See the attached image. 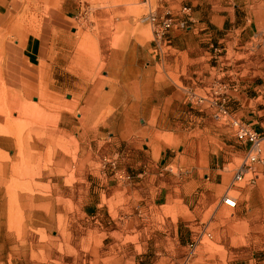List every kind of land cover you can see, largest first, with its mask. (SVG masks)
Instances as JSON below:
<instances>
[{
    "label": "rangeland",
    "instance_id": "obj_1",
    "mask_svg": "<svg viewBox=\"0 0 264 264\" xmlns=\"http://www.w3.org/2000/svg\"><path fill=\"white\" fill-rule=\"evenodd\" d=\"M2 1L0 264H119L102 257L109 256L103 245L107 231H93L84 212L100 172L114 175L124 168V147L117 145L115 134L130 120L118 112L126 105L109 102L119 91L115 50L128 49L130 55L137 47L140 56L141 44L152 39V28L140 22L148 5L144 0ZM150 3L204 14L213 2ZM28 36L37 37L41 45L32 65L22 49ZM134 64L130 70L143 66L142 61L138 67ZM127 106L134 111L139 105ZM131 122L140 126L139 120ZM176 122L188 130L212 125L219 133L212 139H219L209 142L223 146V151L225 144H241L224 118ZM241 162L240 157L230 170ZM262 180L253 186L244 181L235 185L230 195L238 199L236 208L212 209L202 217L182 212L188 222L181 227L189 242L205 226L211 234L201 241L207 257L193 264H230L245 258L264 264ZM121 250L112 248L110 256Z\"/></svg>",
    "mask_w": 264,
    "mask_h": 264
},
{
    "label": "crops",
    "instance_id": "obj_2",
    "mask_svg": "<svg viewBox=\"0 0 264 264\" xmlns=\"http://www.w3.org/2000/svg\"><path fill=\"white\" fill-rule=\"evenodd\" d=\"M210 2L204 14L193 10L197 22L192 30L173 32L172 46L162 57L153 54V35L141 44L142 57L137 47L130 55L128 49L115 50L119 91L109 102L126 105L118 112L130 120L115 134L117 145L124 147V168L115 173L131 178L100 172L84 212L93 231H107L103 245L109 256L102 257H113L115 263L184 264L192 240L181 227L188 222L182 212L202 217L227 208L223 196L235 187L237 171L229 166L240 157L243 162L248 145L225 144L223 151V146L210 143L219 139H212L219 134L212 125L188 130L176 121L211 120L221 104L264 140V0ZM22 49L32 65L41 45L37 37L28 36ZM131 64L138 68L130 70ZM134 104L139 105L134 111L127 106ZM134 120L140 121L139 127ZM116 247L121 252L110 256ZM206 248L198 243L189 264L207 257ZM230 264L256 262L245 258Z\"/></svg>",
    "mask_w": 264,
    "mask_h": 264
},
{
    "label": "built area",
    "instance_id": "obj_3",
    "mask_svg": "<svg viewBox=\"0 0 264 264\" xmlns=\"http://www.w3.org/2000/svg\"><path fill=\"white\" fill-rule=\"evenodd\" d=\"M147 1V0H144ZM163 8L151 9L149 13H143L142 21L149 23L153 27L154 37L152 42L154 43L153 54L155 57L159 58L165 53L163 51L164 47H170L172 45V32L174 30H190L195 27L197 22L195 16L193 15L192 9L190 7H185L182 9V13H173L171 10H162ZM220 88L226 89L225 84H221ZM203 100V98H199ZM215 117L219 119H226L235 128V136L237 140L245 145H248L247 154L243 160L242 165L237 169L233 185L244 181L247 185H256L261 177H264V150H263V138L262 135L253 128L247 122H243L240 119L232 116L226 106L218 105V111ZM119 175L120 178L127 177L126 172L120 173L117 171L115 173ZM224 203L230 208H236L238 201L237 198L226 194L223 196ZM211 236L208 232V227H204L203 233L197 236V239L192 241L190 244V253L188 254V259L184 264H189L193 255L196 252L197 245L203 239V237Z\"/></svg>",
    "mask_w": 264,
    "mask_h": 264
},
{
    "label": "bare ground",
    "instance_id": "obj_4",
    "mask_svg": "<svg viewBox=\"0 0 264 264\" xmlns=\"http://www.w3.org/2000/svg\"><path fill=\"white\" fill-rule=\"evenodd\" d=\"M145 5H148V11H147V13H149L150 12V10L151 9H155L156 10V8L157 7H153L152 5H151V3H150V0H147V1H145ZM162 10H171V11H173V13H182V10L181 11H176V10H174V9H172V8H169V7H167V8H164L163 7V9ZM140 22L141 23H145V24H147V25H149L151 28H152V35H153V37H154V34H153V27L149 24V23H147V22H143L142 21V18H141V20H140ZM193 29V28H192ZM192 29H190V30H192ZM175 31H177V30H174L173 32H175ZM179 31H181V32H185V31H189V29L188 30H179ZM172 32V33H173ZM2 45V44H1ZM4 45V44H3ZM172 46V45H171ZM170 46V47H171ZM170 47H164L163 48V51H164V49L165 50H167V49H169ZM230 123V122H229ZM231 124V123H230ZM232 125V124H231ZM234 130H235V128H234ZM263 138V137H262ZM263 142H264V140H263ZM241 143V142H240ZM242 144H244V143H242ZM264 150V149H263ZM243 163V162H242ZM242 165V164H241ZM224 202V201H223Z\"/></svg>",
    "mask_w": 264,
    "mask_h": 264
}]
</instances>
